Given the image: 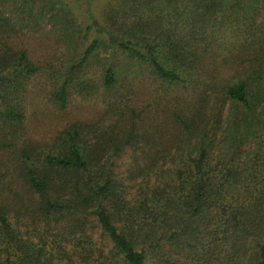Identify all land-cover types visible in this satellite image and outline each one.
Listing matches in <instances>:
<instances>
[{
  "label": "trees",
  "instance_id": "1",
  "mask_svg": "<svg viewBox=\"0 0 264 264\" xmlns=\"http://www.w3.org/2000/svg\"><path fill=\"white\" fill-rule=\"evenodd\" d=\"M262 3L113 0L46 70L0 9V264H264V69L225 80L222 99L203 67L226 42L264 53L250 33ZM228 23L241 43L218 39ZM145 72L186 87L184 108L136 105ZM40 76L54 108L78 98L100 118L33 141Z\"/></svg>",
  "mask_w": 264,
  "mask_h": 264
},
{
  "label": "rangeland",
  "instance_id": "2",
  "mask_svg": "<svg viewBox=\"0 0 264 264\" xmlns=\"http://www.w3.org/2000/svg\"><path fill=\"white\" fill-rule=\"evenodd\" d=\"M113 0H0V9L3 16L16 23L20 30V40L26 46L31 55L38 60L43 69L49 68L54 64V60L59 57L61 43H68L72 48V43L82 41L85 36L87 25L93 22L103 23L105 12L109 4ZM259 14L256 15V21L253 24L251 32L258 34L260 40H264V3L260 4ZM83 27V34L76 35L75 26ZM79 26V27H80ZM257 26V28H256ZM78 27V26H77ZM226 33L218 34V39L223 41H231L241 43L245 35V27L241 30L237 29L244 38L231 32V24L225 26ZM89 40L94 33H89ZM249 35L247 38H251ZM77 41H71V40ZM233 39V40H232ZM88 40V41H89ZM61 41V42H60ZM58 42H60L58 44ZM248 44L241 56L234 49H229V43L216 46L213 52L206 56L203 61V67L210 72L217 74L220 80H223L219 86L218 94L224 98L225 80L236 81L239 78H245L247 72L261 71L264 69V53L258 48V52H254V47ZM67 46V44H66ZM97 73L99 71L96 70ZM148 72L137 80V89L134 102L143 108L147 102H151L150 109L155 104L153 99L160 96L162 100H170V105H177L179 102L173 98L176 97L177 91H182L188 96L183 86H173L167 83L153 82ZM40 83H36V82ZM36 87L32 85L29 93V116L28 129L33 141L38 143L49 142L57 133H59L69 123L81 121H96L100 118L99 107L94 103L82 102L78 98H74L73 102L67 109L59 111L48 102L47 88L48 84L44 77L40 76L35 81ZM121 88V89H127ZM158 90V91H157ZM157 92V93H156ZM156 93V94H155ZM154 95V97H153ZM182 101V100H180ZM183 102V101H182ZM187 102V101H186ZM223 104V102H222ZM181 108L184 106L180 103ZM229 104L225 105V113L228 111ZM155 116L159 119V124L163 128H169L168 121L170 114L168 109L161 108L157 110ZM122 162V161H120Z\"/></svg>",
  "mask_w": 264,
  "mask_h": 264
}]
</instances>
